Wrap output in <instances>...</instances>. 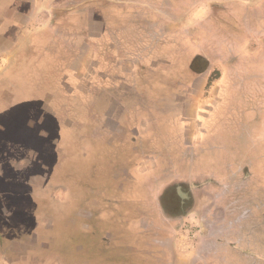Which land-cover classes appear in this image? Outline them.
Returning <instances> with one entry per match:
<instances>
[{
  "label": "rangeland",
  "instance_id": "rangeland-1",
  "mask_svg": "<svg viewBox=\"0 0 264 264\" xmlns=\"http://www.w3.org/2000/svg\"><path fill=\"white\" fill-rule=\"evenodd\" d=\"M146 1L141 12L148 20L129 21L125 28L136 34L143 54L163 45L175 52L169 58L154 54L157 64L167 60L173 69L159 91L167 94L152 96L150 110L183 112L185 127L156 133L170 147L149 149L142 142L137 152L153 160H143L141 169L159 177L158 190L187 191L196 209L172 237L159 213L156 187L142 180L133 193L139 201L130 209L145 222H134L136 234H122L139 245L138 264H172L173 255L196 251L206 261L191 264H264V0ZM131 5L118 7L137 13ZM141 73L146 80L156 76ZM8 76L0 68V179L7 180L0 181V264H102V253L133 252L117 241L123 235L114 226L103 225L101 190L108 178L123 183L135 150L102 154V132L91 134V125L82 130L79 121L76 136L64 131L59 138L36 100L27 101L43 85ZM68 114L62 113V123H69ZM29 119L37 124L25 127ZM166 236L172 243H164Z\"/></svg>",
  "mask_w": 264,
  "mask_h": 264
},
{
  "label": "crops",
  "instance_id": "crops-1",
  "mask_svg": "<svg viewBox=\"0 0 264 264\" xmlns=\"http://www.w3.org/2000/svg\"><path fill=\"white\" fill-rule=\"evenodd\" d=\"M146 2V0H0V60L3 61L0 68L7 70L8 77L18 79L23 76L30 84L43 85L39 91H35L36 95L27 94V101L36 100L46 115L45 119L53 122L51 127L54 129L57 127L59 138L63 136L60 133L64 131L74 135L78 133L74 123L79 121L82 130L91 125V134L98 130L102 132V154L104 149L110 148L135 150L134 155L130 156L131 160L127 162L130 167L125 170V178L121 179L123 183L120 184L119 179L115 180L116 183L114 181L111 183L109 178L105 180L106 183L104 181L101 190L102 205L105 207L101 211L103 225L114 226L115 233L120 232L121 235L136 234L137 227H142L141 220L143 222L145 220L138 213L135 219L129 217L136 213L130 206L136 208L132 202H138L139 198L133 196V193L139 191L138 188L142 185L140 181L143 180L145 183L151 182L152 188L156 187L154 194L159 204V213L168 223L167 231L172 232L173 237V233H177L179 227L188 222L190 212H194L196 207L193 204L181 218H168L165 214L171 212V209L167 211V207L163 208L161 205L164 204L161 198L167 188L164 190L163 186L158 190L155 181L159 177L154 178V173L149 169V171L141 169L143 160H153V155L143 156L137 152L142 148V142H148L144 147L149 149L170 147L158 141L160 137L156 133L161 135L183 132L185 127L182 120L183 112L167 114L168 111L157 112L158 108L150 110L152 96L156 98V94H167L160 92L169 84L171 71H168L173 69L167 60L160 63L163 66L157 64V56L154 54L160 52L169 58L173 57V50L167 45L160 49L150 46L143 54L144 46L136 44V34L125 28L129 21L148 20V15L141 12L146 13V10H142V5ZM118 5H131L130 8L137 13L123 12ZM142 15L145 17H141ZM129 37L135 38L128 41ZM11 54H15L18 59L10 60L8 57H11ZM142 70H148L150 74L156 76H150L149 80H146L142 76ZM48 88L58 89L59 92L51 95V92H46ZM165 97L168 100V97ZM142 100L146 107H143L141 102L136 103ZM218 102L217 108L223 103L221 100ZM64 112H69L68 124L61 121ZM8 115H11V112ZM174 117L175 121L172 120L169 126L168 120ZM40 119L43 121V117ZM36 124L37 120L29 119L28 125L24 126L33 127ZM102 159L104 162V155ZM186 181H189V178ZM134 222H137V227ZM122 225L127 232L119 230ZM125 235L117 241H121V245L127 244L125 247L127 249L130 247L133 252L120 251L119 248L118 253H102V264L106 262V254L112 258L116 257L115 261L118 262L112 264L141 262L137 250L139 245L136 244V240L134 242L133 237L130 242V236L126 238ZM166 238L165 244L172 243L173 239L168 236ZM206 242L205 240L203 244ZM196 245L198 249L199 242ZM206 257L199 251L183 258H175L173 255L172 264H178V260L184 261L182 264L197 263L206 261Z\"/></svg>",
  "mask_w": 264,
  "mask_h": 264
},
{
  "label": "flooded vegetation",
  "instance_id": "flooded-vegetation-1",
  "mask_svg": "<svg viewBox=\"0 0 264 264\" xmlns=\"http://www.w3.org/2000/svg\"><path fill=\"white\" fill-rule=\"evenodd\" d=\"M161 200L166 206H172L171 212L167 214L168 218H181L185 215V211L194 204V199L191 195L187 191L184 192L179 189L175 190L174 193L166 190Z\"/></svg>",
  "mask_w": 264,
  "mask_h": 264
}]
</instances>
